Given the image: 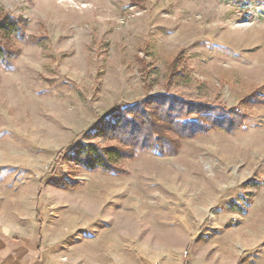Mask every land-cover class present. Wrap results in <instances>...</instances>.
<instances>
[{
    "label": "rangeland",
    "instance_id": "374dc122",
    "mask_svg": "<svg viewBox=\"0 0 264 264\" xmlns=\"http://www.w3.org/2000/svg\"><path fill=\"white\" fill-rule=\"evenodd\" d=\"M0 6L29 21L26 37L14 40L19 54L9 67L0 63V264H31L47 251L81 264L82 221L101 201L104 209L137 217L140 250L155 264H264V105L240 104L254 93L264 98V5L0 0ZM36 36L46 37L47 56ZM181 49L191 71L181 96L197 97L203 88L213 105L245 112L244 125L184 140L175 156L140 152L125 162L126 177L74 164V147L115 109L173 92L165 75ZM146 68L157 70L153 84H144ZM249 183L257 191L247 206Z\"/></svg>",
    "mask_w": 264,
    "mask_h": 264
},
{
    "label": "trees",
    "instance_id": "16d2710c",
    "mask_svg": "<svg viewBox=\"0 0 264 264\" xmlns=\"http://www.w3.org/2000/svg\"><path fill=\"white\" fill-rule=\"evenodd\" d=\"M226 1L236 7L264 5V0ZM28 23L27 18L13 16L0 6V63L3 66L9 67L19 54L14 40L26 37ZM33 41L47 56L46 37L36 36ZM190 74L181 49L168 65L165 75V87L173 92L147 96L115 109L97 124L87 142H79L74 147L70 160L87 171L126 176L129 171L125 162L133 161L140 152L155 151L162 156H175L184 140L212 131L233 133L240 129L248 115L236 106L226 109L219 104L213 105L206 97L205 89L200 87L196 88L197 97L181 96V89L189 88ZM143 75L144 84H153L158 73L146 68ZM240 104L245 107L264 105V98L254 93L242 99ZM56 165L54 163L53 167ZM69 184L72 187L78 185L75 181ZM248 185L249 197L244 200L247 206L257 191L256 184Z\"/></svg>",
    "mask_w": 264,
    "mask_h": 264
},
{
    "label": "crops",
    "instance_id": "0c3cea01",
    "mask_svg": "<svg viewBox=\"0 0 264 264\" xmlns=\"http://www.w3.org/2000/svg\"><path fill=\"white\" fill-rule=\"evenodd\" d=\"M100 206L93 217L82 221L81 264H155L154 256L140 250L144 246L138 244L137 217L128 210L104 209L102 201ZM106 221L111 224L109 229ZM47 254L44 252L31 264H65Z\"/></svg>",
    "mask_w": 264,
    "mask_h": 264
}]
</instances>
